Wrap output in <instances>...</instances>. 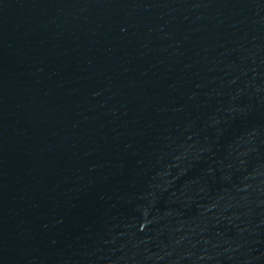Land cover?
Wrapping results in <instances>:
<instances>
[{"label": "water", "instance_id": "1", "mask_svg": "<svg viewBox=\"0 0 264 264\" xmlns=\"http://www.w3.org/2000/svg\"><path fill=\"white\" fill-rule=\"evenodd\" d=\"M0 264H264V0H0Z\"/></svg>", "mask_w": 264, "mask_h": 264}]
</instances>
